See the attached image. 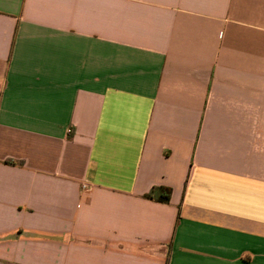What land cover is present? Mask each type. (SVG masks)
Instances as JSON below:
<instances>
[{
	"label": "crops",
	"instance_id": "1",
	"mask_svg": "<svg viewBox=\"0 0 264 264\" xmlns=\"http://www.w3.org/2000/svg\"><path fill=\"white\" fill-rule=\"evenodd\" d=\"M0 264H264V0H0Z\"/></svg>",
	"mask_w": 264,
	"mask_h": 264
},
{
	"label": "trees",
	"instance_id": "2",
	"mask_svg": "<svg viewBox=\"0 0 264 264\" xmlns=\"http://www.w3.org/2000/svg\"><path fill=\"white\" fill-rule=\"evenodd\" d=\"M171 189L164 186L154 187L149 194L146 195L148 199H154L158 202L168 203L171 197Z\"/></svg>",
	"mask_w": 264,
	"mask_h": 264
}]
</instances>
